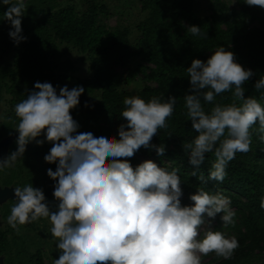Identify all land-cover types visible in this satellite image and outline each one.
I'll list each match as a JSON object with an SVG mask.
<instances>
[{
	"label": "clouds",
	"instance_id": "9594fccd",
	"mask_svg": "<svg viewBox=\"0 0 264 264\" xmlns=\"http://www.w3.org/2000/svg\"><path fill=\"white\" fill-rule=\"evenodd\" d=\"M247 5L264 8V0H243ZM6 5L3 19L10 24L8 35L14 44L27 37L22 34L21 18L25 0H0ZM193 36L207 37L201 27L185 25ZM189 89L183 100L191 128L197 135L182 144L187 151L192 176L204 183L223 181L226 167L237 152H247L251 144L249 129L258 124L264 133V105L254 96H244V83L255 75L234 59V53L223 45L206 60L193 58L188 67ZM264 89V75L253 85ZM232 91L240 103H214L206 112L203 103H212L217 95ZM83 86L71 89L50 82L36 81L26 98L14 107L19 118L15 130L16 149L0 159V171L13 167L22 159L29 142L37 145L51 142L45 162L55 163V170L46 169L54 181V209L42 188L32 183L14 187V200L7 223L18 225L47 218L51 235L57 238L59 255L52 264H201L202 255L212 252L230 258L239 242L221 231L207 230L202 236L199 227L212 223L219 213L223 225L234 223L231 200L221 192L197 188L189 195L191 205L181 203L183 195L177 169L171 171L146 159L132 166L130 160L141 146L165 154L164 144L151 143L158 129L165 128L176 104V96L162 100L154 96L147 102L140 96H126L125 118L116 135L105 131L78 132L79 123L70 109L79 104ZM264 96V92H261ZM203 101V103H202ZM43 134V139H37ZM118 136V138H117ZM223 137V139H221ZM264 140V135H261ZM219 142V143H217ZM206 153H213L205 179L200 165ZM264 208V197L260 199Z\"/></svg>",
	"mask_w": 264,
	"mask_h": 264
},
{
	"label": "trees",
	"instance_id": "16d2710c",
	"mask_svg": "<svg viewBox=\"0 0 264 264\" xmlns=\"http://www.w3.org/2000/svg\"><path fill=\"white\" fill-rule=\"evenodd\" d=\"M139 1L144 16L136 26L139 36L135 44L129 27L109 28L98 21L100 15L109 13L104 2L84 0L83 9L77 10L72 4L60 6L58 0H25L27 7L21 27L27 39L17 45L8 35L10 24L3 19L7 6L0 5V105L5 106L4 131L19 122L14 107L26 98L36 81L50 82L57 92L64 85L69 89L83 86L79 104L70 109L80 125L78 132L105 131L116 135L118 125L125 120L120 113L125 108L126 96H140L146 102L154 96L162 100L168 95L176 96L174 111L166 118L167 126L158 129L151 140L153 144H164L165 154L158 157L154 149L141 146L132 157L120 159L130 160L135 167L136 155H144L169 171L177 169L183 192L182 205L194 203L189 195L197 188L218 191L230 198L231 208L235 210L234 223L223 225L218 213L216 226L230 230L239 247L228 259L214 254L204 264H264V208L260 207V199L264 197V140L260 137L264 133L258 130V124L249 129V150L237 152L228 162L223 181L204 183L192 176L194 166L188 163L187 151L182 148L183 143L191 142L197 135L191 128L183 100L189 89L186 67L193 58L206 60L221 45L231 50L236 62L255 73L243 85L244 96H254L264 105V96H261L264 89L257 91L253 87L264 75V28L256 25L264 20V8L247 5L243 0H236V6L224 0H208L210 13L199 16L194 0ZM191 24L200 26L208 36H193L185 26ZM63 45L87 53L91 76H72V62L62 57ZM138 59L150 65L133 67L131 63ZM139 72L144 76L143 87L135 93L123 88L134 81ZM214 103L227 105L240 101L229 90L217 95L214 102L203 103L204 110L210 111ZM39 139H43V134ZM51 146L47 141L39 145V156L43 192L54 209L57 203L52 195L54 181L47 176L46 169L55 170L56 165L43 159ZM214 159L213 153H206L197 175L202 172L206 179Z\"/></svg>",
	"mask_w": 264,
	"mask_h": 264
},
{
	"label": "rangeland",
	"instance_id": "374dc122",
	"mask_svg": "<svg viewBox=\"0 0 264 264\" xmlns=\"http://www.w3.org/2000/svg\"><path fill=\"white\" fill-rule=\"evenodd\" d=\"M56 1V0H55ZM57 2L60 6H64L67 4H72L76 7L77 10H82L84 7V0H58ZM107 4L109 8V13L106 15H100L98 17V21L103 23L106 27H115V26H127L131 30V39L132 43L135 44L139 33L137 31V24L144 16V11L141 9V3L139 0H99ZM195 1V9L199 16H205L210 13L208 0H194ZM231 6H236V0H224ZM256 25L259 27L264 28V20L260 22H256ZM66 45L62 46L64 49V55L62 56L64 59H69L72 64L73 68L70 71L74 78H87L92 75L89 65V57L87 53L79 51L77 49H73L71 47L66 48ZM12 60V57H10ZM147 65L150 64L146 62H142L140 59L135 60L131 63L133 67L136 65ZM119 71H122V68H118ZM143 73L139 72L134 81L130 82L123 86V88L131 91L137 92L140 90L143 85L145 84V80L143 79ZM5 106L0 105V118L5 114ZM16 126V125H14ZM138 163L143 160L151 159L155 161L151 157H147L144 155H136ZM217 220L216 218L212 220V223L209 224L207 220L204 224L199 227L200 235L202 236L207 230L211 229L213 231H221L228 237L234 236L233 233L225 228V226H221L220 229H217ZM42 229L40 231V238L42 243V259L43 264H52L53 259L57 258L59 255V249L55 247L57 238L53 237L50 232L51 223L47 218L42 219ZM23 238V237H22ZM19 240L17 243H20ZM34 249L31 248L28 253H33ZM212 255L214 253L210 252L207 255H202L201 264L210 261Z\"/></svg>",
	"mask_w": 264,
	"mask_h": 264
},
{
	"label": "flooded vegetation",
	"instance_id": "af4514ba",
	"mask_svg": "<svg viewBox=\"0 0 264 264\" xmlns=\"http://www.w3.org/2000/svg\"><path fill=\"white\" fill-rule=\"evenodd\" d=\"M4 127L5 121L1 117L0 141L17 131L15 130L16 126H12L7 132L4 131ZM16 137L9 144L7 155L16 149ZM39 138L37 137V139ZM28 183H32L33 187L43 189L42 159L39 156V145L37 146L35 141L27 144L23 158H18L13 167L0 171L1 189L11 187L13 190L14 187H23ZM12 195V197L9 196V198L0 201V264H43L40 238L43 218L29 224L18 225L17 229L12 228L7 223L11 206L16 202L14 192ZM19 240L21 242L17 243ZM31 248L34 249L33 253H28L27 251Z\"/></svg>",
	"mask_w": 264,
	"mask_h": 264
},
{
	"label": "water",
	"instance_id": "95a60500",
	"mask_svg": "<svg viewBox=\"0 0 264 264\" xmlns=\"http://www.w3.org/2000/svg\"><path fill=\"white\" fill-rule=\"evenodd\" d=\"M18 135V132L16 133H11L7 137L3 138L0 141V159H3L7 155L8 151V146L13 140L14 137ZM13 190L11 187H6V188H0V201L5 200L6 198L12 197L13 195Z\"/></svg>",
	"mask_w": 264,
	"mask_h": 264
}]
</instances>
